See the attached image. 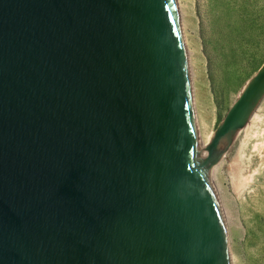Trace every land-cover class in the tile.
I'll list each match as a JSON object with an SVG mask.
<instances>
[{"label": "water", "instance_id": "obj_1", "mask_svg": "<svg viewBox=\"0 0 264 264\" xmlns=\"http://www.w3.org/2000/svg\"><path fill=\"white\" fill-rule=\"evenodd\" d=\"M0 264H233L176 0H0Z\"/></svg>", "mask_w": 264, "mask_h": 264}, {"label": "rangeland", "instance_id": "obj_2", "mask_svg": "<svg viewBox=\"0 0 264 264\" xmlns=\"http://www.w3.org/2000/svg\"><path fill=\"white\" fill-rule=\"evenodd\" d=\"M179 3L194 109L199 117L214 119L216 130L264 66V0ZM195 60L201 76L195 73ZM215 165L211 184L228 214L233 264H264V94Z\"/></svg>", "mask_w": 264, "mask_h": 264}, {"label": "bare ground", "instance_id": "obj_3", "mask_svg": "<svg viewBox=\"0 0 264 264\" xmlns=\"http://www.w3.org/2000/svg\"><path fill=\"white\" fill-rule=\"evenodd\" d=\"M179 2H181V0H176L178 12H179V18H180V15H181L180 8H182V6H181V3ZM180 22L182 21L180 20ZM183 39H184V36H183ZM184 44H185V40H184ZM185 48H187L186 44H185ZM186 53H188L187 49H186ZM187 59H188V54H187ZM195 63H196V69H197L195 73L201 76V69L197 68V64H198L197 60H195ZM188 65H189L190 78H191L192 97L194 101L195 84H194L193 70L191 69V64H189V61H188ZM192 65H193V61H192ZM256 103L257 102L255 101V104ZM193 107H194V102H193ZM194 116H195V125H196V130H197V137H198V142H199V147H200V153H201V158H202V163H203V169L206 172L211 182L212 180L211 177L214 176V175L213 176L211 175L213 174V171L216 167L215 165L216 156L225 153L226 149L231 145V143L233 142V139L242 130L243 126L233 129L227 134L223 135L221 139L219 140V143L217 144V146L213 147L212 141L215 137V133L217 130V129L215 130L214 128V124H215L214 119H210V117L205 114L204 115L201 114V117H199L197 114V111L195 112V109H194ZM201 121H202V128L199 127V122ZM213 180H214V177H213ZM215 187L217 186L215 185ZM221 210L223 214V219H224V223L226 227L227 239H228V244H229V232H228V226H227V217H228L227 215L228 214H225V211L222 207H221ZM229 249H230V254H231L232 263H233L234 254L231 250L230 244H229Z\"/></svg>", "mask_w": 264, "mask_h": 264}]
</instances>
